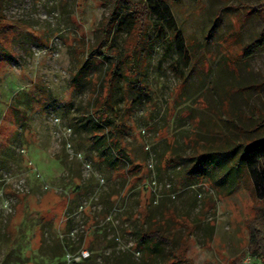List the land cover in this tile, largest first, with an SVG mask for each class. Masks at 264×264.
Masks as SVG:
<instances>
[{"label": "rangeland", "instance_id": "rangeland-1", "mask_svg": "<svg viewBox=\"0 0 264 264\" xmlns=\"http://www.w3.org/2000/svg\"><path fill=\"white\" fill-rule=\"evenodd\" d=\"M164 1L190 52L185 99L173 104L181 85L167 32L146 65L149 96L128 119L125 142L140 169L127 178L96 156L79 126L93 86L71 82L109 0H1L14 56L0 61V264H151L133 245L150 217L167 222L193 264H261L247 249L249 220L264 209V156L248 176L210 153L239 155L234 141L264 137L258 0ZM104 69L92 65L89 76ZM195 154L194 175L168 163ZM227 167L239 171L234 188L208 177Z\"/></svg>", "mask_w": 264, "mask_h": 264}, {"label": "trees", "instance_id": "trees-1", "mask_svg": "<svg viewBox=\"0 0 264 264\" xmlns=\"http://www.w3.org/2000/svg\"><path fill=\"white\" fill-rule=\"evenodd\" d=\"M178 3L179 0H169ZM108 15L101 21L97 28L100 32L96 44L86 46L83 49L81 66L72 76V83L76 86L81 81L90 83L93 89L89 91L86 105L79 112V126L88 134V142L95 150L96 156L105 165L117 174L127 178L135 176L140 169L130 155L125 142V136L130 126L128 119L137 100L142 101L148 97L146 83V65L153 54L154 44L167 36V44L175 52V58L170 64V70L178 77L181 90L173 101H184L183 88L187 77L181 67H188L190 52L188 44L182 32L178 28L169 4L164 0H109ZM254 10L261 18V36L264 37V0H258ZM2 14L0 0V61L13 58V53L4 46L11 25ZM124 36L123 43L119 46L118 39ZM11 38H16L15 31ZM135 39L134 43L131 41ZM258 41L252 45L255 47ZM247 51H251L247 50ZM105 65L103 75L89 76L90 67ZM90 88V86H89ZM130 103V106H128ZM236 148L241 147L237 155L233 148L228 151L210 152L221 154L227 160H233L235 164H241L246 175L255 173L258 160L264 156V137L250 142L234 141ZM185 156L177 159H169L170 164L186 163L185 175L193 174V164L188 171V161L199 156ZM237 155V156H236ZM174 158V157H172ZM238 169L227 167L220 177L214 178L210 173L208 177L224 188L225 184L235 187L237 185ZM258 176V175H257ZM256 176V177H257ZM255 181V186L262 187ZM231 193L228 191L227 194ZM147 205V204H146ZM147 216L144 220L146 221ZM182 218V217H180ZM184 218V217H183ZM167 219V218H166ZM144 221L142 222V224ZM150 226L139 229L134 247L141 250L145 259L151 264H193L181 252L182 241L179 247L174 248V232L169 229L167 222L155 221L150 217ZM249 240L247 254L264 264V209L249 220ZM184 237V235H183ZM184 239V238H183ZM182 240V238H181ZM245 257V256H243ZM244 260V259H243ZM240 260L239 264H242Z\"/></svg>", "mask_w": 264, "mask_h": 264}]
</instances>
